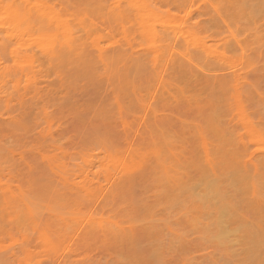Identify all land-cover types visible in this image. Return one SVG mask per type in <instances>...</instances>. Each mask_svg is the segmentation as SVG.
Returning a JSON list of instances; mask_svg holds the SVG:
<instances>
[{
	"label": "rangeland",
	"instance_id": "1",
	"mask_svg": "<svg viewBox=\"0 0 264 264\" xmlns=\"http://www.w3.org/2000/svg\"><path fill=\"white\" fill-rule=\"evenodd\" d=\"M128 1L0 0V264H264V0Z\"/></svg>",
	"mask_w": 264,
	"mask_h": 264
},
{
	"label": "bare ground",
	"instance_id": "2",
	"mask_svg": "<svg viewBox=\"0 0 264 264\" xmlns=\"http://www.w3.org/2000/svg\"><path fill=\"white\" fill-rule=\"evenodd\" d=\"M133 1H134V0H133ZM128 2H132V0H130V1H128ZM133 3H134V2H132V5H133ZM129 4H131V3H129ZM127 11H129V10H127ZM127 11H126L125 9H124V11H122L123 13L120 14L121 19H122V18H125V19H129V18H130V16H129V14H130L129 12H130V11H129V12H127ZM112 27H113V26H112ZM109 29H111V26L109 27ZM109 32L112 33L111 30H109ZM163 33L166 35V34H167V31L164 30ZM70 52H71V51H70ZM101 52H102V51H101ZM139 54H140V51L132 50V53H131L132 56H134V55L138 56ZM180 64H181L180 66H184L185 63H184V64H183V63H180ZM121 113H123L122 110H120V115H121ZM121 117H122V116H121ZM124 124H127V125H128L127 122H125ZM127 125H126V126H127ZM126 128H127V127H126ZM126 133H128L127 130H126ZM127 138H128V134H127ZM214 170H215V169H214ZM213 173H214V171H213ZM215 174H216V172H215ZM125 180H126V182H129V181H128V178H126ZM129 180H130V179H129ZM130 182H131V181H130ZM224 232H226V231H224ZM222 235H223V233H222ZM225 235H226V233H225Z\"/></svg>",
	"mask_w": 264,
	"mask_h": 264
}]
</instances>
